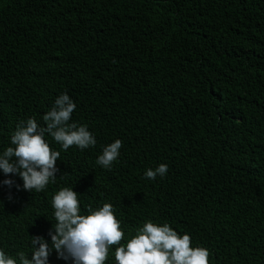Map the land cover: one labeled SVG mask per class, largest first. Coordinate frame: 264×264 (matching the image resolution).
<instances>
[{
	"label": "trees",
	"instance_id": "16d2710c",
	"mask_svg": "<svg viewBox=\"0 0 264 264\" xmlns=\"http://www.w3.org/2000/svg\"><path fill=\"white\" fill-rule=\"evenodd\" d=\"M62 93L96 145L65 151L46 133L59 171L40 192L0 171L21 185L9 201L0 183V249L30 257L31 236L50 241L52 197L70 187L82 215L113 205L121 244L151 221L209 264H264V0H0V153L21 121L46 127Z\"/></svg>",
	"mask_w": 264,
	"mask_h": 264
},
{
	"label": "clouds",
	"instance_id": "9594fccd",
	"mask_svg": "<svg viewBox=\"0 0 264 264\" xmlns=\"http://www.w3.org/2000/svg\"><path fill=\"white\" fill-rule=\"evenodd\" d=\"M75 107L71 98L62 93L43 116L46 127L38 125L34 117L18 123L11 136L13 146L0 153V171L5 176H18L22 180V190L30 193L43 191L49 182L55 183L60 153L53 151L46 142V133L65 151L73 145L80 150L96 145L87 125L70 122ZM121 147L119 139L106 145L96 163L110 170ZM167 171V165L160 164L155 169H146L144 175L154 180L158 175H166ZM0 183L9 189V201L13 199V186L21 190V185L10 178ZM52 207L56 224L47 233L50 241L39 235L31 236L30 257L18 252L13 258L0 249V264H48L53 251L58 259L71 261V264H105L112 246H115L116 264H209L207 249L191 247L189 235L181 236L167 224L159 226L147 221L126 244H121L124 232L114 215L113 205L104 203L97 209L88 207V214L82 215L78 193L73 188L63 187L57 191L52 197Z\"/></svg>",
	"mask_w": 264,
	"mask_h": 264
}]
</instances>
